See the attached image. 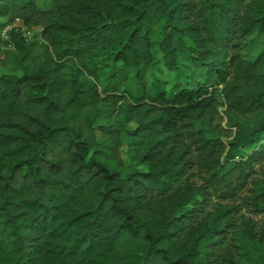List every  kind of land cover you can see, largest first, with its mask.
<instances>
[{
    "label": "trees",
    "instance_id": "trees-1",
    "mask_svg": "<svg viewBox=\"0 0 264 264\" xmlns=\"http://www.w3.org/2000/svg\"><path fill=\"white\" fill-rule=\"evenodd\" d=\"M16 17L42 33L11 30L0 75V264H264L234 202L264 221V0H0ZM157 53L169 94L98 91L99 57L143 79Z\"/></svg>",
    "mask_w": 264,
    "mask_h": 264
},
{
    "label": "rangeland",
    "instance_id": "rangeland-1",
    "mask_svg": "<svg viewBox=\"0 0 264 264\" xmlns=\"http://www.w3.org/2000/svg\"><path fill=\"white\" fill-rule=\"evenodd\" d=\"M40 3L45 2V0H38ZM47 2V0H46ZM1 22H4L5 19L1 18ZM19 23L21 29L23 30V35L25 38L29 40H39L42 33V26H28L26 25L21 18L16 17L13 23ZM3 28H0V36ZM264 47V38H259L252 42L251 49L249 50V57L254 58ZM14 49L11 48L8 44L2 42L0 45V75L2 74H17L19 75V71L13 70L12 67V53ZM156 63L151 72L146 74V77L143 79L137 78L135 71L133 69L126 68L121 62L116 61L112 56L108 57H99L97 67L99 71V80L94 81L96 83L98 91L103 95L104 91H107V94H116L117 96H123L127 100H130L131 96H137L142 93L151 94L155 96L157 94V87H165L166 92L169 94V88L171 84L174 82V74L171 72L165 64V58L161 53L156 54ZM153 77L156 79V83L153 81ZM154 82V83H153ZM157 84V86H156ZM222 86L218 87V92H220ZM112 107V105H110ZM133 128L132 126L130 127ZM97 134H100L99 130H97ZM226 140V138H224ZM127 143L125 142L120 148V155L124 162L127 165H131L132 167L140 168L142 167L134 165L130 162L128 154H127ZM253 150L252 147L245 148L244 150L237 153L235 156L236 160L245 159ZM244 194L238 196L234 202L240 204V211L238 217L240 215H244L246 217L253 218L256 223L263 224L264 221L260 215H254L250 213L249 208L246 205H243L242 199ZM200 199L197 198L193 200L182 212L181 214H185L188 212L192 206L199 202ZM219 201L216 198H211L209 205L207 208L210 209V205L214 206L216 202Z\"/></svg>",
    "mask_w": 264,
    "mask_h": 264
},
{
    "label": "built area",
    "instance_id": "built-area-1",
    "mask_svg": "<svg viewBox=\"0 0 264 264\" xmlns=\"http://www.w3.org/2000/svg\"><path fill=\"white\" fill-rule=\"evenodd\" d=\"M11 30H15V31H18V30H20L21 31V33H22V35H23V30L21 29V27H20V24L19 23H13V24H11V25H8L6 28H4L3 30H2V32H1V38H2V40L3 41H5V42H7V44L11 47V48H13V46H12V44L10 43V41H9V32L11 31ZM24 36V35H23ZM25 37V36H24Z\"/></svg>",
    "mask_w": 264,
    "mask_h": 264
}]
</instances>
